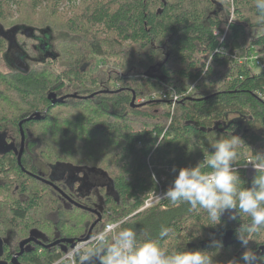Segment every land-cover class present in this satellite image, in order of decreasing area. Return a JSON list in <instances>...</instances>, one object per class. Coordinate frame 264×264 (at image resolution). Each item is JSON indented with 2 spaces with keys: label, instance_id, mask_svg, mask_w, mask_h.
I'll use <instances>...</instances> for the list:
<instances>
[{
  "label": "trees",
  "instance_id": "16d2710c",
  "mask_svg": "<svg viewBox=\"0 0 264 264\" xmlns=\"http://www.w3.org/2000/svg\"><path fill=\"white\" fill-rule=\"evenodd\" d=\"M31 1L26 8L29 12L40 3L62 2ZM66 2L72 8L76 3L74 0ZM25 6L26 0H0V19L11 15V7L22 9ZM232 8L235 18L230 20L232 23L226 29ZM76 12L74 18L64 25L80 31L82 41L60 39L57 43L63 55L60 54L59 59H63L65 66L57 79L51 78L53 60L41 67L31 66L24 73L0 71V132L9 133L18 148V123L34 112L42 115L40 120L23 125L26 145L20 165L12 150L0 153V194L4 195V200H0L2 258L10 264L12 256L18 252L19 243L35 231L42 235L40 241L44 244L63 237L79 242L91 222L96 220L94 214L71 205L57 191L23 171L44 178L52 167H56L99 170L113 182V196H105L104 189L101 193L104 211L101 212L102 220L95 226L99 229H94L93 234L106 222L128 217L123 227L134 228L142 241L148 237L157 239L159 229L164 225L174 230L160 240L161 246L168 251L183 249L185 244L187 251H212L210 240L223 242V237L231 231L230 243H223L214 259L217 264H227L233 258L239 260L245 249L235 238V230L251 223L247 215L241 213L232 221L226 213L221 218V225L207 227L206 213L203 210L190 211L185 204L177 206L164 200L156 207L140 209L147 194L160 189L164 192L170 186L176 174L172 172L173 167L179 170L206 161L208 153L204 149L210 148L214 139L227 136L232 128V134L240 136L253 153L264 150V100L260 96L264 93V69L254 73L249 63L238 61L257 50L264 60V33L255 36L247 48L243 45L247 27L264 28L256 23L254 0H81ZM53 14L52 11L43 21H50ZM28 21L0 24V29L13 30L17 34L18 27L23 26L33 31L52 32L51 24L38 28L32 20ZM20 36L17 34L15 38ZM107 44L114 45L122 56L128 58L123 76L118 75L120 61L116 63L117 68L96 70L95 58L106 55L104 47ZM7 45L5 38L0 36V54L5 52ZM217 48L223 49L225 55L213 52L211 56ZM209 60L210 69L207 66ZM146 70L142 79L156 89L154 94L147 96L145 91L136 89L139 83L136 75ZM114 84L119 87H113ZM1 86L14 92L24 109L13 111L16 109L13 104L10 108L5 107L7 93L1 90ZM101 86L108 92H96L86 99L66 98L56 105H51L47 99L48 93L87 96ZM169 91L180 95L174 107L180 110V116L172 115L171 105L161 98ZM133 94L136 99L143 96L147 99L139 107H132ZM89 105L97 113L89 115L84 122L83 131L88 134L85 139L73 134L78 131L76 122L74 130L68 127L62 131L60 126L68 117L51 116L56 108H67L70 114L82 112L83 106ZM156 107L160 109L155 113L162 112L161 115L151 114ZM101 115L108 118L95 122ZM130 118L135 123L140 121L139 129L127 122ZM47 123L50 126L45 129ZM39 124L47 131V137L34 131ZM157 142H160L159 146ZM240 151L236 166L247 187L255 173L242 167L251 155L248 148L242 147ZM111 167L118 169L119 175L111 172ZM153 174L156 183L152 180ZM59 186L86 207L96 209L101 205L97 200L99 196H93L94 191L89 202H81L66 187ZM41 210L45 212H41L40 219H29L32 213ZM72 214L81 217L79 223L74 222ZM39 223L52 225V232L49 234L41 226L37 227ZM194 227H201V235L187 244L185 233L191 236ZM71 230L73 235L65 233ZM249 247L264 258V229L249 234ZM27 248L18 259L21 264H53L70 247L66 245L65 252L59 246L43 249L30 244Z\"/></svg>",
  "mask_w": 264,
  "mask_h": 264
},
{
  "label": "clouds",
  "instance_id": "9594fccd",
  "mask_svg": "<svg viewBox=\"0 0 264 264\" xmlns=\"http://www.w3.org/2000/svg\"><path fill=\"white\" fill-rule=\"evenodd\" d=\"M254 9L257 25L264 27V0H254ZM231 23L228 20L225 28ZM213 52L225 55L221 48L213 50L211 56ZM211 60L207 62L209 69ZM233 131L234 128L227 136L214 139L210 148L204 149L208 153L206 161H198L194 166L179 170L173 167L172 172L176 174L170 186L162 194L154 192L146 206L156 207L167 200L172 205L185 204L190 211L203 210L209 221L207 227L221 225V218L226 213L232 221L237 220L239 214H245L251 223L240 225L235 230V238L245 250L239 260L233 258L227 264H240V261L243 264H264L261 254L249 247V234L264 229V150L253 153L240 136L232 134ZM242 147H247L251 153L242 167L250 165L255 173L247 187L236 166ZM152 180L157 182L154 174ZM128 219L124 217L106 223L91 238L85 251L76 249L66 253L56 259L55 264H217L214 258L223 248L222 240H210L212 251H187L186 244L183 249L168 251L161 246L160 240L174 231L171 227L161 225L157 239L148 237L142 241L134 228L123 227ZM194 229L191 236L185 233L187 244L201 235V227Z\"/></svg>",
  "mask_w": 264,
  "mask_h": 264
},
{
  "label": "rangeland",
  "instance_id": "374dc122",
  "mask_svg": "<svg viewBox=\"0 0 264 264\" xmlns=\"http://www.w3.org/2000/svg\"><path fill=\"white\" fill-rule=\"evenodd\" d=\"M66 1H68V0H62V2H59L57 4L55 2H54L55 4L53 2H50L48 5L45 2L44 3H40L39 5H37L36 9L33 12L30 11L31 12L30 13L29 10L26 9V8H28L29 5L32 4V1L31 0H26L27 7L25 6L22 9L21 8H18V7L17 8L11 7L10 8L11 15L9 16L7 14V16H5V18L2 17L0 19V21H1L0 24L9 25V23H11V21H15V20L17 22L32 20L33 23L36 24V27H38V28H43L44 26H49V24H51L50 27L52 28V32L51 33L49 32V33L52 34L53 37H54L53 45H55V43H56V41L58 39H62L64 41H71V42H76V43L79 42V43H81L80 41H82L81 38L83 37L82 36V33L80 31L71 30V28H68L67 26L64 25V24H66L67 21H70L71 19L74 18L75 14L77 13L76 11L78 10V8L80 6L81 0H74L76 3L74 5H72V6H74L73 8L71 7V4L69 5L68 2H66ZM52 11H53L54 14L51 17V20L50 21H47V22L43 21V19H45ZM230 15L231 16H230V19L229 20L235 18L234 17V14H233V8L231 9ZM10 17H12V19ZM40 19H42V20H40ZM27 23L29 24V21L26 22V24ZM6 28H8V27H6ZM262 33H264V28H263V30H261L259 28L256 29L255 27H252V26L251 27L250 26L247 27L246 28V33H245V43L243 42L244 43L243 45H245L246 48H247L248 46H250L251 40L253 38H255V36H257L259 34H262ZM215 34H216V32H215ZM217 34H218V32H217ZM13 41L16 42L17 45H18V43L20 45H21V43H27V45L30 46V44L34 43V42H32V40H27L25 37H18L17 39H15ZM76 45H78V44H76ZM82 46L84 48V45L83 44H82ZM56 47L57 48L56 49L54 48V51H56L57 53H60L61 54V57H63L62 52H61L60 48L58 47V45H56ZM64 48L65 47L63 46V51H65ZM104 48L107 51L106 52V55L103 56V57L95 58L96 64H97L96 65L97 68L95 67L96 70L99 71V70H101L102 67L103 68L106 67V68H109V69H114L115 67L117 68L116 63H117V61H120L119 62V74L118 75H119V77L120 76H123V74H124V64H125V61L128 58L127 57L125 58L124 56H122L121 51L118 48L116 49L115 46L112 45V44L110 46H109V44H107V46L104 47ZM258 52L259 51L257 50L255 53L249 55V56L253 57V60L249 63V65L253 68V72L254 73L260 72L262 70V66H264V60H263L261 54H259ZM114 53L116 55H114ZM30 54L32 56H35V53L34 52H31ZM240 60L243 61V58H241ZM8 61H9L8 59L3 58V54L1 53L0 54V71L2 73H9V71L14 70V67L12 69L9 68V66L7 65V62ZM257 61L259 62L260 65H257ZM40 65H42V64L36 63V64H33L32 66L41 67ZM64 67L65 66H64V62H63V59L62 58L61 59H56V61H54L52 63L51 68L53 69L52 71L54 72V74L51 76L52 80H54V78L57 79L59 73L61 72V70ZM136 69L137 68H135L133 72H135ZM146 72H147V70L141 72L140 75L136 73L137 74L136 76H139L138 78H136L139 81L138 86L136 85V89H140V92H144L145 91L144 94H146V96H147L148 94H151V95L154 94V92H156L155 91L156 89H152V85L149 84V83H146L142 79L143 78V74H145ZM155 74L156 75H159V73H157V72ZM132 76H134V73H133ZM130 77H131V75H130ZM222 81L223 80L219 81V83H221ZM113 87H119V84H114ZM1 90L5 91V93H7L6 94V98L8 99V102L6 103V106L5 107H9L10 108L11 105L13 104V105L16 106V109L13 110V111H17V110H20V109H24L23 106H22V104L19 103V101H21V100L14 94V92H12L10 90H7L4 86H1ZM101 90H105L103 88V86H101V88L99 87L97 90H93L94 92L92 91L91 95H87V96L81 95L80 97H83V99H86L87 97H91L96 92L97 93L98 92H102ZM146 96L138 97L135 100V104L136 105H139V106L142 105V103H144L145 100L147 99ZM260 96L264 100V93L263 94H260ZM3 106H4V104H3ZM139 106H136V107H139ZM83 107H84L83 108L84 110L82 112L76 111V112L70 113V114L67 111V108H56L52 112L51 116L52 117H60L61 116L63 118L64 117H66V118L68 117L67 119H64V123H62L61 126H60V130H62V131L63 130L65 131V129H67L68 127L71 130H74V125L73 124H74V122H76L77 123L76 125L78 127V131L77 132L73 131V132H75L73 134H75L76 136L80 137V139H85V138L88 137V134H85V132L83 131L84 130V128H83L84 122H85V120H87L89 118V115L95 116L97 112L94 111V109L91 107V105H89V106H83ZM85 109H86V111H85ZM158 109H160V107L153 108L154 111H152L151 114L152 115H158V114L161 115L162 112L155 113V111H158ZM171 114L174 115V116L176 114H177V116H180V110H178V108H175L174 111L173 110L171 111ZM231 117L233 118V116H231ZM101 118L102 119H107L108 117L105 116V115H101L99 118L96 119V121L95 120H92V121H95L97 123H100L101 122ZM69 120H72V121L69 123L68 122ZM136 121H138V123H135V120L132 119V118H130L129 120H127V122L130 125H132L136 129H139V123H140V121L139 120H136ZM167 124H169V123H166V125ZM221 124H223V123H221ZM44 125H45L44 128L45 127L46 128H49L50 123H47V124H44ZM42 128H43L42 125H40V124L39 125H36V127L34 128V131H36L37 133H39V135L41 134V137L42 136L47 137L48 136V134H46L47 131L42 130ZM62 131H60V132H62ZM60 132H58V133L61 136L62 133H60ZM58 133H57V136L59 137ZM108 169H109V167H108ZM246 169L252 170V168H251L250 165ZM117 170L118 169L115 170L114 167H111L110 168V171L111 172L119 175V172H116ZM110 171H109V174H110ZM12 177L14 178V175L13 174L10 175V178H12ZM64 178H67V173L64 174ZM150 193H149L150 196L146 197V199L147 198H150V200L152 199L151 197H152V194L153 193L152 192H150ZM0 200L1 201L4 200V195L3 194H0ZM149 201H148V203H149ZM41 212H45V211L44 210H41L39 212L32 213L30 215V218L29 219L32 220L34 217H36V219H38V217H39V219H40L42 217L41 216L42 215ZM73 214H75V213H73ZM79 218H81V217L80 216L77 217V216L73 215V218L72 219H74V222H78L79 223L80 222V219ZM84 220H86V218H84L83 221ZM93 222L94 221L91 222L90 227H91V225H92ZM40 226L42 227V229L45 232H47L49 234L52 232V225H47L45 223H42V224L39 223V225L37 227H40ZM90 227L88 228L87 233L89 232ZM94 229L95 230L99 229V226L96 227V228L94 227ZM65 233H67V235H73L72 230L71 231H68V232H65ZM87 233H86V235H87ZM0 250H1V248H0Z\"/></svg>",
  "mask_w": 264,
  "mask_h": 264
},
{
  "label": "flooded vegetation",
  "instance_id": "af4514ba",
  "mask_svg": "<svg viewBox=\"0 0 264 264\" xmlns=\"http://www.w3.org/2000/svg\"><path fill=\"white\" fill-rule=\"evenodd\" d=\"M20 27H18V30L16 33L18 35H22L20 37H25L27 40H32V42H34V43L30 44V46H28L27 43H21V45L18 43V45H17V43L13 41L16 39L15 35H17L14 33L13 30L4 29V28L0 29V36L4 37L8 43V45L5 49V52L3 53V58L9 60L7 62V65L9 66V68L12 69L14 67V70L24 73V72L28 71L29 68H31V66L33 64H36V63L45 64L49 61H52V60L56 61V59H59L60 53H57L56 51H54V48L55 49L57 48L56 45L60 39H58L56 41L55 45H53L54 37L52 34H50L51 32L49 33L46 30H43V31L42 30L41 31L35 30V31H33V30L28 29V28H24L23 26H20ZM31 52H34L35 56H32L30 54ZM101 91L102 92H108L106 90H101ZM49 94L50 93H48V95ZM59 97H67V99H70V98L83 99V97H80V96L74 95V94H69V93L58 95L57 98H59ZM67 99H65L64 101H66ZM50 103H51V101H50ZM45 111H43L42 114L45 113ZM19 123H18V128H19ZM23 125H22V128H23ZM24 136H25V134H24ZM19 140L21 143L20 129H19ZM1 142L4 145H12L14 148H16V146H15L16 141L14 138H11L9 133L0 132V146L2 145ZM20 143H19V147L16 148V151L20 148ZM25 145H26V137H25L23 152L25 149ZM15 155L17 156V154H15ZM23 171L25 173H27L29 176H31L37 180H39L38 178H41V179L52 182L54 187L48 185L50 188L54 189L55 191H57L55 189V187L58 188L70 200H72V201H74L80 205H82V204L80 202H77V200H74L70 195H68L65 191H63L60 188L59 184L66 187L69 190V192L71 194H73L76 198H78L81 202H89L90 199L92 198L91 193H92V191H94L93 196H94V194H95V196H97V195L99 196V198L97 200L101 203V205H98L96 209H92V208L86 207L84 205H82V206L87 208V210H85V211H88V212L94 214L96 219H97L96 214L98 213V214H100L101 220H102V213L101 212L104 211V208H103V199H101V195H102L101 193H102L103 189H104L105 196H108V195L113 196V194H115V190L113 188L114 187L113 182L110 181V179L107 177V175H105L103 172H101L99 170L87 169L86 171H84V170L78 171L76 169L67 170L64 168L52 167V170L50 171V173L46 174V177H44V178L32 175L29 172H26L25 170H23ZM65 173H67V178H64ZM39 181L43 182L41 180H39ZM57 193H59V192L57 191ZM59 195L62 196L60 193H59ZM64 199L67 202H69L68 199H66V198H64ZM70 204L73 205L72 203H70ZM63 238H68V237H63ZM60 239H62V238H55L54 241H57ZM54 241H52V242H54ZM30 244H33V243H30ZM30 244L24 246V250H26V248L28 246H30ZM19 245H20V243H19ZM19 245H18V252H16L12 256V258L15 257L20 252V246ZM39 247H41V246H39ZM0 248H1V250H0V264L1 263L8 264L9 262H7L5 259L2 258L3 251H4L3 244H2V246H0ZM41 248L46 249L44 247H41ZM59 248L61 250H63V248H65V245H59ZM23 254L19 255L17 257V259H19L20 256H22Z\"/></svg>",
  "mask_w": 264,
  "mask_h": 264
},
{
  "label": "water",
  "instance_id": "95a60500",
  "mask_svg": "<svg viewBox=\"0 0 264 264\" xmlns=\"http://www.w3.org/2000/svg\"><path fill=\"white\" fill-rule=\"evenodd\" d=\"M48 100L51 101V104L52 105H56V104H60L62 103L67 97H59L57 98L56 95L54 93H50L48 95ZM135 100H136V96L133 94V97H132V101H131V106L132 107H136V106H139V105H136L135 104ZM42 118V115L41 113L39 112H34L32 115H30L28 118L22 120L20 123H19V129H20V135H21V143H20V148L16 151V148H14L12 145H4L2 142H1V146H0V153H5V152H9V151H13L15 154H17V160H18V164L20 165V158L22 156V153H23V148H24V142H25V136H24V131H23V128H22V125L28 121H31V120H40ZM3 149V150H2ZM38 178V177H37ZM39 180L43 181L44 184L46 185H50V186H53V183L50 182V181H47V180H44V179H41V178H38ZM55 189L66 199L69 200L70 203H72L74 206L78 207V208H81V209H84V210H87L86 207L70 200L61 190H59L58 188L55 187ZM89 210V209H88ZM90 211V210H89ZM94 212V211H93ZM97 216V219L92 223L90 229H89V232L87 233V235L83 238V239H79V241H87L90 236L92 235L93 233V229L94 227L101 221V216L100 214H96ZM231 235H232V232L231 231H228L226 233V235L223 237V243L224 245H227L230 243V240H231ZM42 235L38 232H32L28 238L22 240L20 242V252L12 258V260L10 261V264H21L17 257L21 254H23L26 250H28V248H26V250H24V246L30 244V243H33L37 246H41V247H44V248H52V247H55V246H59V245H65V248H63V251L65 252L66 251V245H68L70 248H73L76 244L77 241H75L73 238H62L60 240H57V241H54V242H51L49 244H44L42 241H40V237ZM0 246H2V242L0 241ZM64 247V246H63ZM1 264H5V263H1Z\"/></svg>",
  "mask_w": 264,
  "mask_h": 264
},
{
  "label": "built area",
  "instance_id": "2783aa9c",
  "mask_svg": "<svg viewBox=\"0 0 264 264\" xmlns=\"http://www.w3.org/2000/svg\"><path fill=\"white\" fill-rule=\"evenodd\" d=\"M252 60H253V57H251V56L248 55L247 57L243 58V61L239 59V63H242V62L250 63ZM257 65H260L258 61H257ZM262 69H264V66H262ZM161 98H162L163 100L167 101V102L171 105V109H170V112H171L172 110H174L175 104L180 100V95L177 94L175 91H169L168 93L163 94V95L161 96ZM162 181H163V179H162ZM160 188H161V187H160ZM152 193H154V192H152ZM156 193H157V194H162L163 191H162V189H160V190L157 191ZM148 196H150V195L147 194L146 197H148ZM146 197H145L144 205H143V207H142L140 210H144V209L150 208V207H147V206H146V205L148 204V201L150 200V198H147V199H146ZM151 198H152V197H151ZM107 223H109V222H107ZM103 227H104V226H103ZM103 227H102V229H103ZM102 229H101V230H102ZM101 230H100V231H101ZM98 232H99V231H98ZM98 232H96V233H98ZM96 233H95V234H96ZM95 234L92 233V235L90 236V238H89L87 241H84V242H82V241L76 242L75 246H74L73 248H69V250H68L67 252H65V254H66V253H72V252H73L74 250H76V249H79L80 251H85V250H86V246L90 245L91 238H92ZM65 254H64V255H65ZM53 264H55V263H53Z\"/></svg>",
  "mask_w": 264,
  "mask_h": 264
},
{
  "label": "bare ground",
  "instance_id": "6f19581e",
  "mask_svg": "<svg viewBox=\"0 0 264 264\" xmlns=\"http://www.w3.org/2000/svg\"><path fill=\"white\" fill-rule=\"evenodd\" d=\"M239 61V60H238Z\"/></svg>",
  "mask_w": 264,
  "mask_h": 264
}]
</instances>
